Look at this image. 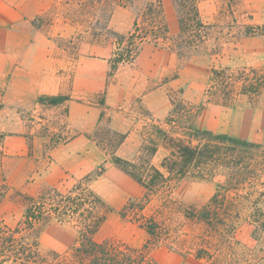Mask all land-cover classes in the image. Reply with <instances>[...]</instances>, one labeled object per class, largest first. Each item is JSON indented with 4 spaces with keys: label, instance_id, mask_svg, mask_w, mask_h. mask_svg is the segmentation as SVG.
Wrapping results in <instances>:
<instances>
[{
    "label": "rangeland",
    "instance_id": "1",
    "mask_svg": "<svg viewBox=\"0 0 264 264\" xmlns=\"http://www.w3.org/2000/svg\"><path fill=\"white\" fill-rule=\"evenodd\" d=\"M145 1L127 7L110 0H0V227L21 222L29 197L50 188L64 193L84 178L110 208L96 241L148 247L158 264H199L193 257L199 248L219 253L224 264H264V237L254 236L264 231H252L251 201L264 209L263 149L246 156L258 175L249 173L236 189L219 188L227 168L214 169L215 176L202 165L169 172L178 156L172 137L196 145V129L264 142V91L232 99L210 93L212 69L239 77L244 68L264 67V0H195L204 21L218 25L207 40V52L215 51L179 57L147 41L133 62L112 71L114 34L132 31ZM161 3L176 32V2ZM254 26L260 28L250 33ZM41 95L63 98L41 103ZM177 103L180 113L172 116ZM115 132L126 135L118 147ZM75 137L73 156L55 159ZM112 154L144 177L154 166L166 178L148 190ZM216 192L223 202L217 229L197 216ZM129 200L158 225L155 236L120 215ZM76 237L68 223L50 220L37 248L65 255Z\"/></svg>",
    "mask_w": 264,
    "mask_h": 264
},
{
    "label": "trees",
    "instance_id": "2",
    "mask_svg": "<svg viewBox=\"0 0 264 264\" xmlns=\"http://www.w3.org/2000/svg\"><path fill=\"white\" fill-rule=\"evenodd\" d=\"M110 1L116 5L133 7L138 0ZM174 1L177 5L176 32L169 30L161 0H146L144 8L136 14L132 31L126 36L114 34L116 43L110 58L112 71L119 65L133 62L139 55L142 45L147 41L152 42L154 46L166 47L179 57H192L215 51L214 49L207 52V40L218 25L208 23L201 18L195 0ZM256 28L260 27L254 26L249 32H255ZM211 72L210 93L214 95L224 91V93L228 92L229 99H232L237 94L256 96L264 91V67L244 68L241 71L243 75L239 77L235 74L224 76L225 72L222 69H212ZM61 98L63 97L41 95L38 101L56 104ZM180 106L179 103L174 104L172 116L179 115ZM115 134L118 135V140L114 145L118 147L126 135L119 132ZM192 136L203 142L194 145L172 137V144L178 153L176 159L172 160V171H169L172 175H182L187 169L202 165L210 170L211 176H215L214 169L227 168L228 171H224L226 173L222 176L225 181L219 185V188L227 185L235 189L237 188L235 185L241 180L244 181L249 173L258 175L253 167H250L251 164L246 156L253 149L264 151V142L255 143L222 133L197 129ZM111 161L123 166L138 182L145 184L148 190H153L159 179L166 178L154 166H150L152 173L144 177L132 163L120 156L112 154ZM219 196L220 194L216 192L210 202L197 211V216L215 229L218 228L217 219L223 204ZM28 199L30 201L25 207L21 222L12 228L0 227V264H158L150 258L148 247L135 248L111 238L102 241L94 239V234L106 220L110 208L90 189L87 182L84 183V178L64 193L56 188H50ZM251 201L257 203L252 219V231H264V209L256 200ZM143 208L142 204L129 200L119 213L122 217L136 222L153 237L156 235L158 225L146 219L142 213ZM50 220L66 222L77 231L76 241L65 255H45L37 248L38 233ZM254 236L264 237L263 234H254ZM193 257L200 262L199 264L225 262L219 253L205 248L197 249Z\"/></svg>",
    "mask_w": 264,
    "mask_h": 264
},
{
    "label": "crops",
    "instance_id": "3",
    "mask_svg": "<svg viewBox=\"0 0 264 264\" xmlns=\"http://www.w3.org/2000/svg\"><path fill=\"white\" fill-rule=\"evenodd\" d=\"M200 13V12H199ZM201 16V15H200ZM202 18V17H201ZM203 19V18H202ZM204 20V19H203ZM141 52V51H140ZM140 54V53H139ZM137 58V57H136ZM79 139V137H75L72 138L71 140H69L68 142H66L64 145L58 147L56 149V154H55V159L58 158V155H63L61 156L63 158V161H65L66 159H68L69 157L73 156V151L75 150V144L77 142V140ZM63 161L61 162L64 166Z\"/></svg>",
    "mask_w": 264,
    "mask_h": 264
}]
</instances>
